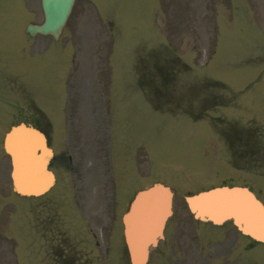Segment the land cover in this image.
Here are the masks:
<instances>
[{
  "label": "rangeland",
  "instance_id": "rangeland-1",
  "mask_svg": "<svg viewBox=\"0 0 264 264\" xmlns=\"http://www.w3.org/2000/svg\"><path fill=\"white\" fill-rule=\"evenodd\" d=\"M236 4L237 0H75L55 42L25 32L29 21L42 20L40 0H0V264H128L120 217L129 193L155 180L171 185L176 193L165 239L148 264H264V244L250 242L229 223L199 222L183 204L185 195L221 184L248 185L264 204V139L259 132L260 147L254 151L246 141L251 136L239 132L244 143L236 146L244 157L237 158L223 130L224 116L239 125L254 121L264 129V73L257 77L264 66V0ZM164 41L166 51L188 56L187 73L223 82L236 94L235 101L229 107H211L209 120L174 116L166 107L152 109L157 106L155 86L161 73H148L155 77L154 99L148 103V95L132 86L138 78L133 66L139 63V68L145 57L144 66L152 70L157 63L150 64L148 57L158 50L164 54ZM204 58H209L206 66L195 64ZM171 59L156 56L165 64L163 76L171 81V93L162 90L158 97L163 105L173 94L181 97V89L191 83L189 74L174 77L173 67L167 65ZM102 66L110 69L108 77L96 72ZM94 73L108 80L107 93L97 95L99 103L94 90L81 96ZM255 78L259 79L253 83ZM63 81L69 117L83 121L88 113L91 121L100 115L102 135L93 139L91 132L74 125L63 138L81 146L72 161L77 174L61 164L57 154V181L48 194L37 199L14 195L3 135L19 121L31 123L44 108L60 113L45 106L60 101ZM193 85L183 106L200 92ZM207 93L212 104L220 102L219 88ZM172 102L171 111L176 106ZM104 105L106 113L100 114ZM196 108L195 100L193 111ZM122 134L133 138L132 145L114 149ZM108 143L114 146L110 149ZM125 165L130 170L126 180L120 175Z\"/></svg>",
  "mask_w": 264,
  "mask_h": 264
},
{
  "label": "water",
  "instance_id": "water-1",
  "mask_svg": "<svg viewBox=\"0 0 264 264\" xmlns=\"http://www.w3.org/2000/svg\"><path fill=\"white\" fill-rule=\"evenodd\" d=\"M45 20L40 25H29L30 34L51 33L55 38L70 12L73 0H41ZM23 140L24 142H20ZM32 128L24 124L12 127L7 135L5 149L11 156L15 186L21 193H39L52 182L45 172L46 160L33 163L36 148L41 145ZM44 151V157L47 158ZM35 168L34 179L26 171ZM21 171L22 180L18 177ZM43 175V176H42ZM48 177V178H46ZM241 192V193H240ZM172 191L160 183L147 185L138 192L123 216L124 237L131 264H144L148 248L162 236V229L171 214ZM190 211L201 219L221 223L226 219L242 233L264 242V207L254 195L243 187H216L197 195L186 197Z\"/></svg>",
  "mask_w": 264,
  "mask_h": 264
},
{
  "label": "bare ground",
  "instance_id": "bare-ground-1",
  "mask_svg": "<svg viewBox=\"0 0 264 264\" xmlns=\"http://www.w3.org/2000/svg\"><path fill=\"white\" fill-rule=\"evenodd\" d=\"M38 142H39V144L41 145V147H44V140H43V138H42V135L41 134H38ZM20 142H24L23 140H21ZM31 156V158H32V156H33V162L34 163H37L39 160H41L40 158H42L43 157V155H40V156H36L35 154H33V155H30ZM35 173H36V169L35 168H31V169H29V170H27L26 171V174L27 175H30V178L31 179H34V175H35ZM43 176V175H42ZM46 178H48V177H46ZM241 193V192H240Z\"/></svg>",
  "mask_w": 264,
  "mask_h": 264
},
{
  "label": "flooded vegetation",
  "instance_id": "flooded-vegetation-1",
  "mask_svg": "<svg viewBox=\"0 0 264 264\" xmlns=\"http://www.w3.org/2000/svg\"><path fill=\"white\" fill-rule=\"evenodd\" d=\"M51 126V122L49 121V119L44 120V131L46 133L47 139L49 141V143H52V137H51V131L49 130V127Z\"/></svg>",
  "mask_w": 264,
  "mask_h": 264
}]
</instances>
